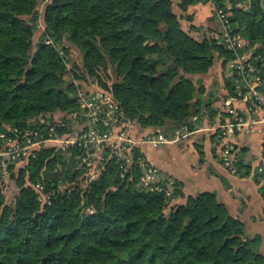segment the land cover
I'll use <instances>...</instances> for the list:
<instances>
[{
    "label": "trees",
    "instance_id": "trees-1",
    "mask_svg": "<svg viewBox=\"0 0 264 264\" xmlns=\"http://www.w3.org/2000/svg\"><path fill=\"white\" fill-rule=\"evenodd\" d=\"M41 1L0 0L3 131L39 130L57 113L67 121L82 110L77 80L94 81L138 126L161 128L170 138L218 113V98L206 94L202 78L214 65L222 66L226 97L235 94V76L227 70L233 54L212 33L191 34L199 30L193 23L198 12L214 18L211 0L178 1L192 24L188 30L172 0H45L39 12ZM232 1L247 5L235 9L232 21L252 44H264L263 0ZM40 18L42 36L35 44ZM72 46L79 50L76 62ZM238 148L243 159L246 150ZM68 150L45 148L25 167L9 166L7 178L0 169V264H264L261 237L250 238L216 193L178 203L180 182L169 195L166 187H141L137 161L128 169L116 157L98 178L81 180V151ZM9 179L18 187L12 204L5 193ZM38 183L51 193L45 203Z\"/></svg>",
    "mask_w": 264,
    "mask_h": 264
},
{
    "label": "built area",
    "instance_id": "built-area-1",
    "mask_svg": "<svg viewBox=\"0 0 264 264\" xmlns=\"http://www.w3.org/2000/svg\"><path fill=\"white\" fill-rule=\"evenodd\" d=\"M209 6L218 20L214 37L233 54V58L228 61L227 70L235 76V94L222 99L225 119L215 128V149L231 174L245 177L248 171L244 158L239 156L235 137L251 134L257 126L264 128V79L259 70V64L264 63V44H252L238 29L237 23L232 21L235 9L245 8L246 2L223 0L217 3L211 0ZM46 42L53 44L51 40ZM56 46L62 50V45L57 43ZM78 98L82 110L68 115L67 121L61 119L65 116L61 114L59 120L55 118L53 123H44L49 129L44 126H40L39 130L25 131L12 127H7L5 131L0 129V169L4 172V177H8L9 166L15 170L25 167L36 158L37 152L45 148L51 147L55 152H68V149L78 146L81 152L87 153L85 163L91 172L94 157H98L99 166L104 167L106 161H109L104 152L111 149L116 154L115 157L124 160L128 169L137 161L142 170L139 182L141 187L149 190H163L166 187L169 195L174 179L170 176L163 178L160 169L144 154L142 146L148 144L158 148L164 143L175 142L187 128L177 130L171 138L159 129L146 134L142 139L132 140L131 128L138 124L125 115L110 92L96 84L92 88L81 90ZM74 120L78 121L79 126L84 120L88 124L81 130L78 128L68 132L67 126ZM59 128L64 131L60 132ZM120 142L122 145H119ZM91 172L89 178L94 179L95 174ZM255 176L264 186V153L262 163L255 169ZM35 187L39 200L45 203L51 198V193L47 192L43 184L38 183Z\"/></svg>",
    "mask_w": 264,
    "mask_h": 264
},
{
    "label": "crops",
    "instance_id": "crops-1",
    "mask_svg": "<svg viewBox=\"0 0 264 264\" xmlns=\"http://www.w3.org/2000/svg\"><path fill=\"white\" fill-rule=\"evenodd\" d=\"M172 1L176 11L179 0ZM201 12L207 11L204 9ZM177 13L183 15L180 11ZM209 13L208 11V15ZM208 27L192 31L191 34L202 38L204 33H209L213 28L214 31L217 29ZM185 30H188V27ZM213 69L215 68L202 78L206 94L213 93V101L218 98L214 101V106L218 109L216 116L211 119L208 113L203 115L196 129L185 130L181 138L175 142L164 143L162 144L164 146L158 148L144 144L142 150L148 159L162 170L164 177L170 176L175 182L182 184L184 196L178 199V203L184 204L189 196L203 192L216 193L217 198L228 207L230 213L244 222L250 238L261 237L260 249L264 254V195L261 192L262 185L255 176V169L263 161L264 128L257 126L251 134H240L235 138L240 147L246 150L243 158L246 165L251 167V173L245 177L231 174L222 164L214 147L215 128L225 119L222 99L226 98L227 93L224 81L220 82L219 90H214L216 92L211 90L212 86H208L207 76ZM238 106L242 107L241 104ZM159 129L161 128L139 126L138 130L136 129L137 138L142 139L146 134Z\"/></svg>",
    "mask_w": 264,
    "mask_h": 264
},
{
    "label": "rangeland",
    "instance_id": "rangeland-1",
    "mask_svg": "<svg viewBox=\"0 0 264 264\" xmlns=\"http://www.w3.org/2000/svg\"><path fill=\"white\" fill-rule=\"evenodd\" d=\"M263 3H264V0H263ZM45 5H46V1L45 0H42L40 2V6H39V12H43V10L45 8ZM176 11L179 12L177 8H176ZM209 16H211V15L210 14L208 15V12H198L196 14V16L194 17L195 18L194 19L195 21L193 23L197 25L198 29H203V30H204V28H209L208 26L216 27L217 26V23H218L217 18L214 16V18H212L211 20H209ZM180 17H181L182 25H183V28L184 29L185 28L187 29V27L189 28V26L192 25L191 23H189L190 21H189L188 18H186L185 16H180ZM205 18H207L208 20H203ZM41 20L42 19L40 18L39 23H38V26H37V29L35 31V36H34V43L35 44H37L39 42V40H40V38L42 36L43 27H42V25L40 23ZM213 29L209 30V34L211 35V33H212L213 36H214V34L217 31H214ZM71 55H72V58H73L74 62H76L78 60V58H79V50L75 46H72ZM213 68H215V69H213L211 71L210 75L207 76V78L209 79V82L207 84H208L209 87L212 86L211 87V90H213V92H216L214 90H219V88H220V82H223L224 81V76L223 77L221 76V75H223V72H222L223 69H222V66L221 65H214ZM65 78H66L67 81H71L72 80V75L70 73L66 72L65 73ZM77 84L80 85L79 86V89H78L79 92L81 90H85V89H88V88H92L93 86L96 85L94 83V81H91V80L88 81L87 83H86L85 80H82L81 82L79 80H77ZM61 114L62 113L55 114V118L57 120H59V117H60ZM86 124H88V121L84 120V123L79 126L78 125V121L77 120H74L72 124L70 123L67 126V131L70 132V131L78 130V128H80V130H81V128H83L84 126H86ZM138 127L139 126L134 127V128H131V137H132V140L134 139V140L137 141V139H138L137 138V132H136V129L138 130ZM63 128H61L62 131H60V132H63L64 131ZM119 145H122V142H120ZM162 146H164V145H162ZM214 147H215V142H214ZM49 148H51V147H49ZM215 151H216V149H215ZM69 153L70 154H73L72 151L69 152ZM70 154H68V155H70ZM104 155L109 160L112 159V158H115V156H116V154L111 149H106V151L104 152ZM52 156H55V154L53 153ZM96 156H97V154H96ZM76 158H78L80 160V161H78V163L81 164V165H83L82 168H80V170H81V180H87V181L88 180H93V179H90L89 178L91 170L89 169L88 165L85 163V160L87 158V153H85L84 151H82V152H80L79 155L76 156ZM94 158L95 159L93 160L92 165H91V166H93V170H92L91 173H94L95 174V176H94V179H95V178H98V176L102 173L103 167L102 166L101 167L99 166L100 164L98 163V157H94ZM66 162H70V159L68 158ZM99 169H100V171L98 172ZM160 174L163 176V178H167L168 177V176L167 177H164V174L162 173V170L161 169H160ZM7 183H8V187L6 188V192H5L6 193V197H7V202L9 204H12L13 201H14V197H15L16 193L18 192V187H17V184H16V182L14 180H10L9 179L7 181Z\"/></svg>",
    "mask_w": 264,
    "mask_h": 264
}]
</instances>
